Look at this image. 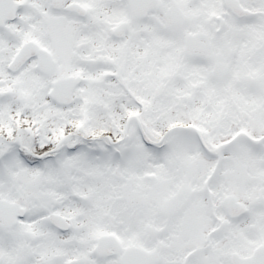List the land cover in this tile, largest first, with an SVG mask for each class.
<instances>
[{
	"label": "snow or ice",
	"instance_id": "obj_1",
	"mask_svg": "<svg viewBox=\"0 0 264 264\" xmlns=\"http://www.w3.org/2000/svg\"><path fill=\"white\" fill-rule=\"evenodd\" d=\"M0 264H264V0H0Z\"/></svg>",
	"mask_w": 264,
	"mask_h": 264
}]
</instances>
